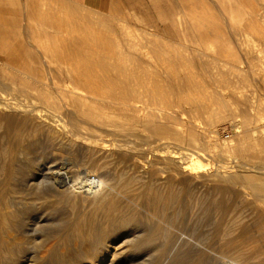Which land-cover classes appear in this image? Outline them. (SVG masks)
I'll return each instance as SVG.
<instances>
[{
  "label": "bare ground",
  "instance_id": "obj_1",
  "mask_svg": "<svg viewBox=\"0 0 264 264\" xmlns=\"http://www.w3.org/2000/svg\"><path fill=\"white\" fill-rule=\"evenodd\" d=\"M53 9L38 10L41 16L52 12L49 20L39 23L44 34L51 26L57 35L63 25ZM256 14L251 15V24L238 27L231 21L238 46L244 28L256 35ZM195 26L200 39L213 34L205 23ZM58 35L47 37L55 45L50 51L57 60L56 72L42 74L43 67L39 76L33 70L27 77L21 72L7 78L26 84L21 87L0 80V264H264V106L253 89L264 91L260 46L243 56L237 51L224 55L218 49L212 55L207 51L214 47L201 46L200 61L187 64L196 71L176 64L183 58L176 50L167 56L164 78L160 64L168 62L162 54L153 56L155 50L152 55L131 54V45L127 53L118 49L116 37L85 33L71 40L69 34V41ZM220 57L239 68L230 86L235 100L217 90L231 82L222 76L225 62L221 65ZM211 93L220 109L211 110L209 125L240 117L245 128L237 131V140L195 159L191 150L169 148L176 141L203 149L196 122H177V114L168 108L190 102L193 109L206 111L199 98ZM141 98L162 105L146 110L138 105ZM144 131L150 133L146 139L165 145L152 150L151 156L130 142ZM55 145L66 151L68 160L58 162ZM213 157H235L237 162L210 168L208 160ZM210 210L214 223L208 219ZM120 242L128 246L126 250Z\"/></svg>",
  "mask_w": 264,
  "mask_h": 264
},
{
  "label": "rangeland",
  "instance_id": "obj_2",
  "mask_svg": "<svg viewBox=\"0 0 264 264\" xmlns=\"http://www.w3.org/2000/svg\"><path fill=\"white\" fill-rule=\"evenodd\" d=\"M255 1L256 0L250 1L252 3V4L250 3L252 5L251 6L248 3V1H246V0H238V1L237 0H109L105 4H102V5H99V4H80V3L74 2L73 0H65V1L64 0L63 1L62 0H32V1H29V0H13L12 5H11L12 9L10 11V14H12V15H10L9 19H6V20H3L0 22L1 23L0 24V80H5V81L7 80V82H8L9 77L11 78L14 76V74H18L21 72H25L26 74L22 75V73H21L20 75L27 77V75L28 74L30 75L31 71H33V70H37V72L40 73V74H38V76H39V75H41L42 71L45 68H46L45 69L46 71H44L42 74H45V72H46V75H49L50 73L52 74V72H56L55 69H57V67H55V66H57V65L55 63L57 60L55 58H53L52 51H50L51 50L50 48L52 46H55V45H54V42H52V41L49 42L48 39H50L52 37H53V39H54V37L58 38V37H60V35H58L60 33L63 34L64 37H66L69 41H71L72 39L78 38V37H83L85 35V33H86V35L88 34V36H92V37H96L99 35L108 36L111 38L116 37V40L120 42V48H118V49L125 52V53H127L126 52L127 50L129 51L131 49L132 51L131 52L129 51V53H131V54L132 53L133 54H139V52L141 53V55H143V54L152 55L153 54V56H156L155 54H157V55L162 54L160 57L164 58V60L167 62H168L167 56L172 55V54H176V50H177V52L181 53L180 55H182L183 58H181L180 60L178 59L177 61L175 60V61L178 62V63H176L178 65L184 64V66H182V68L180 67L182 70H184L183 68L189 69L188 67L190 66V64L188 66L187 65L188 62L191 64L192 63L197 64L200 61V57H199L200 52H198L199 49L197 50V48H199L201 46H203V47H207V46L208 47H214L212 52L207 51L208 54L217 55L218 54L217 52H220V53L224 52V55L225 54L230 55V54L236 53V51H237L236 54L239 56H243L244 53L247 52L249 48L254 47V45L256 47L260 46L259 51H261V53L259 52V55L263 59V57H264V42L262 39H263L264 35H262V34L264 33V29H263L264 23H262V22L264 21V19L261 20L260 17H261V15L264 17V11H262V10H264V5H263V9L261 8L262 3L264 1L262 0L263 2H261L260 0H258L259 3L257 1L255 2ZM256 3L259 4V7L257 5L256 6L259 9L261 8L262 10L258 9V11L255 12V10L257 9V7L255 6ZM260 4H261V7H260ZM58 6H59V8L62 6H66V7L64 9H58ZM236 6H238V7L241 6V8H239L240 10L236 9V8H238ZM29 7L31 10L29 9ZM41 7L47 8V9L50 8L51 10L56 7L55 9H53L54 10L53 15H56V13L58 15H60V22H63V25L59 27V30H57V31H59V33L57 32L58 37H56L57 35H55L56 30L54 28H52L51 26L46 28L45 34H44V32H42L41 30L38 29L39 23H42L43 20H49L47 18L50 15H52V12L50 11L47 15L44 14L43 16H41L40 11H38ZM243 7H245L246 9H244ZM250 7H252V10ZM254 8H255V10H254ZM241 11H243V12L241 13ZM258 13L260 15L259 17H257ZM250 14L253 16H255L254 14H256L255 19L257 22L256 28L258 29L257 33H256V35H255V33L252 34V33H250V31L252 32V30L249 29V32H248V29L244 28V34L245 35H243L241 38L242 39L241 46H238L235 43V40H233L232 29H231L232 26L231 25L235 24L239 27L240 25H244V23L245 24H251L253 19H251ZM234 15H236L235 18H233ZM240 15H242V16L240 17ZM263 17H261V18H263ZM233 19H235V21ZM237 19L238 20L242 19V20L237 21ZM173 20H175V21H173ZM258 20L260 23L258 22ZM231 21H232V24H231ZM245 21H247L248 23ZM49 22H51V21H49ZM69 22H71L70 24L72 26V29H70L71 26H68V25H70ZM237 22L238 23L240 22V23L238 24ZM199 23H205V24L209 25L210 29L213 31V34L207 36L206 38L200 39L198 29L195 26ZM8 24H10V25H8ZM190 24H191V26L193 24L195 27L192 26V28H191ZM74 25H75V28H74ZM8 26H10V27L8 28ZM35 26H37V28H34ZM76 26L78 29L76 28ZM73 30H74V33L76 32L75 34L73 33ZM112 30H113V32H112ZM80 31H83V35H82V32H80ZM90 31H91V33H90ZM41 32H42V34H39ZM246 32H247V34H246ZM9 34H11V35H9ZM69 34H71L70 35L71 37L69 36ZM259 36H260V38H259ZM47 37H48V39H47ZM69 37L71 38V40L69 39ZM9 38H10L12 44L10 43ZM60 38H63V36ZM257 38H258V41H257ZM44 39H45V41H44ZM251 39H253V41H251ZM159 40H160V42H159ZM142 42H143V44H142ZM155 42H156V44H155ZM259 42H260V44H259ZM41 43L43 46L41 45ZM49 43H50V45H49ZM124 43L127 44L126 47L128 49L124 46V45H126ZM6 44H8V45H6ZM46 45H47V47H46ZM130 45H131V48H130ZM243 45H244V48H243ZM25 46H28V48ZM233 47H235V50ZM183 48H184V50H183ZM215 49L216 50L220 49V50L219 51L217 50V52H216ZM226 49L227 50L230 49L232 53L226 52ZM19 50H21V51H19ZM154 50H155V52H154ZM17 51H19L20 53ZM137 51H139V52L137 53ZM151 52H154V53L151 54ZM179 53H177V54H179ZM163 55H165L166 57ZM187 55L193 56L192 60H188ZM43 56H45V57H43ZM12 57H14V58H12ZM160 57H158V59H160ZM222 57H220V59H218L220 61L219 63L221 65H224V62H225V66L220 67V69L224 68V69H222L221 73L223 74V72H224L225 74L222 76L224 77L227 75L228 77L226 76L225 80L230 79L231 82L228 84L227 83L224 84L223 81L221 83L219 82L222 87L224 84V87H226V88H224V87H223V89L218 88V87H221L220 84L218 83L219 86L217 87L218 88L217 90L218 91L220 90L219 91L220 93H225L224 95H226V96L227 95L231 96V91H232L231 87L233 85V76H234V74L239 72V68L236 69L235 66L233 64H231V61H228L229 62L228 63L226 61V59L225 58L222 59ZM158 59H156V60H158ZM44 60H45V62H48L51 60L52 63L49 65L50 67L49 66L45 67L44 65L43 66L41 65L44 62ZM160 60H161V62H164L163 59H160ZM211 60H212V58H211ZM214 60L216 61L217 59H214ZM221 60H225V61L221 62ZM33 61H34V63H33ZM158 63H159V61H158ZM168 64H169V62L163 66H162V64H160L161 68L159 67L160 68L159 69L160 75L164 78L167 77V75H165L166 73L164 71L167 72V69H169ZM258 64H259V62H258ZM29 66H30V68H29ZM227 66H230V68L228 69ZM231 66H232V68H231ZM43 67H44V69H43ZM192 67L190 66V69L189 70L185 69V71H191ZM51 68H52V70H51ZM195 68L196 67H193L192 70H195ZM231 69H232V72H231ZM40 70H42V71H40ZM223 70H225V71H223ZM233 70L235 73L233 72ZM220 71H218V72L220 73ZM227 71L230 74V76L228 75ZM3 74H4V76H3ZM36 74H35V76H37ZM231 74H232V76H231ZM32 75H34V73H32ZM219 76H220V74L218 75V78H219ZM222 76H220V77L223 78ZM220 80H222V79H220ZM8 84L11 87H16V86L21 87L23 85H26L25 83H21L20 81L14 83V84L11 82H8ZM228 87H229V92H227ZM253 89L256 91L255 93L259 97H260V95L262 96L261 100H263L262 104L264 106V91H263V89H260L257 86H255ZM218 91H216L215 93L220 94ZM13 93H15V92H13ZM17 94L19 97L24 98L21 93L17 92ZM221 95H223V94H221ZM207 96H208L209 100H208V98L206 99ZM207 96L206 97L202 96L203 98L200 96V98H199L200 102H203V105L205 106V109L207 112L204 109H200L201 111L193 109V105L190 102H186L188 104L190 103L189 105L186 104L185 102H182V103L181 102H178V103L175 102V103H173L174 106L172 104V106L171 107L169 106V108H168V111L171 110L170 112L173 111L172 113L177 114V117H178L177 122H178V120L179 121L182 120L181 121L182 123H185L188 121L196 122L197 131L200 132V134H202V138H200V143H199V145L201 147L203 146L202 150L196 149L195 146H193L192 144L185 143V142L179 144V142L173 141V142L168 144V147L169 148L171 147V149H174V150H184V149L191 150L194 154L193 159H195L197 157H202L204 155V153H206V152L210 153L209 150L215 151V150L219 149L220 145H223L224 143H232V141H234L235 139L237 140L238 132L241 133L242 129L245 128L242 124L243 122H242L240 117H236V118L228 117V118H225L223 120H220L218 122V124H216L215 126L212 127L213 128L212 129L211 126L209 125L208 120L211 117V112L214 110L217 111L216 108L219 110L220 106L217 103L219 101L217 100V98L215 96L212 95V93L208 94ZM230 96L229 97L227 96V99L229 98L228 100H230ZM231 97H232V100L233 99L235 100V95H234V97H233V95ZM213 98H214V101H212ZM138 100L140 101V103L138 101V103H139L138 105H141L146 110L153 108V107L155 108L157 106L159 107V105L160 106L162 105V103H159V102L157 105V101H155V100H153L154 102L152 100L149 101V99H147V98H141ZM143 100L146 102H143ZM205 100H207V101H205ZM208 101L213 102V103L212 104L210 102L208 103ZM231 101H229V109L233 110V109H235L236 105H235V101H232V104L230 103ZM148 102H149V104H148ZM145 104H146V106H145ZM175 104H176V106H175ZM207 105H209L210 107ZM179 106H181V107H179ZM232 107H233V109H231ZM178 110L181 111V113ZM240 124H241V126H240ZM212 131H213V133H212ZM142 134L143 135L140 134L138 137H137V135H136V137H135V135H133L132 137H130V142L137 149H145L147 152V155H149V153L152 150L163 148L165 146V145L160 146L161 142L160 141L157 142L153 138H150V140H149L147 137V139H146L144 137V135L148 136L150 134L149 131H144ZM137 141H139V142H137ZM153 141H155V142H153ZM170 141H172V140H170ZM54 147H56V148H54ZM53 148L55 150L54 153L56 155L58 154L56 156L58 162H60L61 160L66 161L69 159L67 157V153L64 154V152H66V151H63L59 146L55 145V146H53ZM193 150H195V151H193ZM58 151H60V153ZM63 156H65L64 159H63ZM149 156H151V155H149ZM49 160H50V158H49ZM209 160H208V162H211V163H209L208 167H210V168L211 167L215 168L221 164H225L227 166L228 165L234 166L237 162V159L235 157L225 159V160L223 159L225 161V163H223V160L221 158H217V157L209 158ZM234 169H236V168H234ZM212 212L213 211L210 210V212L207 213L208 219H210L209 217L212 216ZM214 217L215 216L213 213V217H211V218H214ZM50 218H51V215H50ZM210 220L212 221V222L209 221L210 223H214L213 221H215L214 219L213 220L210 219ZM120 243H122V242H120ZM122 244H120V246ZM127 247L128 246L126 244L125 245L123 244L121 246L122 249H125V248L127 249Z\"/></svg>",
  "mask_w": 264,
  "mask_h": 264
},
{
  "label": "crops",
  "instance_id": "obj_3",
  "mask_svg": "<svg viewBox=\"0 0 264 264\" xmlns=\"http://www.w3.org/2000/svg\"><path fill=\"white\" fill-rule=\"evenodd\" d=\"M80 4H105L109 0H73ZM13 0H0V22L10 18Z\"/></svg>",
  "mask_w": 264,
  "mask_h": 264
}]
</instances>
